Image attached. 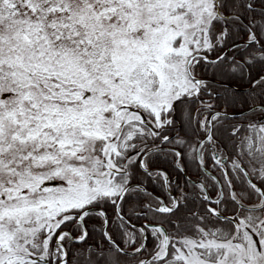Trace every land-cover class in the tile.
Returning <instances> with one entry per match:
<instances>
[{"label":"snow or ice","instance_id":"1","mask_svg":"<svg viewBox=\"0 0 264 264\" xmlns=\"http://www.w3.org/2000/svg\"><path fill=\"white\" fill-rule=\"evenodd\" d=\"M0 264H264V0H0Z\"/></svg>","mask_w":264,"mask_h":264}]
</instances>
